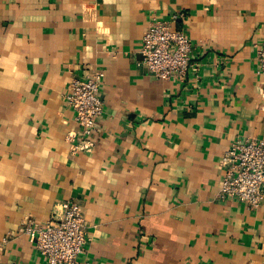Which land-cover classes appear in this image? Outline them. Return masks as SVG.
Masks as SVG:
<instances>
[{
  "label": "crops",
  "instance_id": "1",
  "mask_svg": "<svg viewBox=\"0 0 264 264\" xmlns=\"http://www.w3.org/2000/svg\"><path fill=\"white\" fill-rule=\"evenodd\" d=\"M192 41L196 77L142 63L152 19ZM264 0H0V264H44L24 234L79 203L82 264H264V201L218 197L230 143L264 138ZM94 71L90 152L64 92Z\"/></svg>",
  "mask_w": 264,
  "mask_h": 264
},
{
  "label": "built area",
  "instance_id": "2",
  "mask_svg": "<svg viewBox=\"0 0 264 264\" xmlns=\"http://www.w3.org/2000/svg\"><path fill=\"white\" fill-rule=\"evenodd\" d=\"M178 15L170 20L152 19L142 36V63L156 78L183 82L197 76L200 63L192 59V41L182 28L175 27ZM255 73L264 74V41L255 45ZM104 74L94 71L73 79L64 100L73 112L78 131H68L66 141L71 153L90 152L91 136L102 114L100 85ZM223 174L218 197L236 199L256 209L264 201V138H246L230 143L221 157ZM24 234L43 258L44 264H82L81 255L88 242L84 217L78 202L58 204L56 215L39 226L26 225ZM5 242V238L0 241Z\"/></svg>",
  "mask_w": 264,
  "mask_h": 264
}]
</instances>
